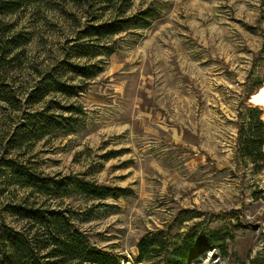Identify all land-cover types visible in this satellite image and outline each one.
Masks as SVG:
<instances>
[{
	"label": "rangeland",
	"instance_id": "374dc122",
	"mask_svg": "<svg viewBox=\"0 0 264 264\" xmlns=\"http://www.w3.org/2000/svg\"><path fill=\"white\" fill-rule=\"evenodd\" d=\"M146 7L148 25L86 41L79 31L111 10L30 0L0 13V213L18 227L5 204L71 211L126 264L149 232L174 242L217 230L223 247L188 264H243L264 251V160L236 155L239 106L264 118V0H131L126 14ZM33 176L47 188L78 178L122 190L45 191Z\"/></svg>",
	"mask_w": 264,
	"mask_h": 264
},
{
	"label": "trees",
	"instance_id": "16d2710c",
	"mask_svg": "<svg viewBox=\"0 0 264 264\" xmlns=\"http://www.w3.org/2000/svg\"><path fill=\"white\" fill-rule=\"evenodd\" d=\"M27 1L30 0H0V13L13 12ZM70 1L84 4L88 8L97 6L101 10L109 9L112 12L109 18L85 25L77 37L78 40L84 39L82 41L110 37L131 27L142 28L148 25L155 11L152 7H146L128 15L126 11L131 5V0ZM5 27L6 23L0 19V29ZM76 47L81 55L89 53V50H84L82 42ZM104 51L110 53L112 49L108 47ZM51 79L46 77L45 82ZM53 84L63 92H72L61 80H54ZM237 116L236 155L260 166L264 160L262 112L257 105L242 103ZM13 173L19 176L24 174L22 167L18 165L13 166ZM34 178L40 189L45 191L75 186L90 196L104 198L107 195L115 196L122 190L120 187H110L78 178L67 179L64 184L57 180L51 188H47V181L38 176L29 179ZM1 211L15 216L21 220V224L18 227L9 225L5 215L0 213V264H126L121 255L92 244L88 235L74 223L71 211L36 206L26 201L7 203L1 207ZM222 239L224 237L220 236L217 230H208L200 234L189 232L180 240L171 242L168 235L159 229L139 238L134 264H188L206 250L222 248L219 242ZM243 264H264V251L257 250Z\"/></svg>",
	"mask_w": 264,
	"mask_h": 264
},
{
	"label": "bare ground",
	"instance_id": "6f19581e",
	"mask_svg": "<svg viewBox=\"0 0 264 264\" xmlns=\"http://www.w3.org/2000/svg\"><path fill=\"white\" fill-rule=\"evenodd\" d=\"M255 100H257L264 106V85L261 87L260 91L255 95Z\"/></svg>",
	"mask_w": 264,
	"mask_h": 264
},
{
	"label": "water",
	"instance_id": "95a60500",
	"mask_svg": "<svg viewBox=\"0 0 264 264\" xmlns=\"http://www.w3.org/2000/svg\"><path fill=\"white\" fill-rule=\"evenodd\" d=\"M249 101L252 102L251 97H249Z\"/></svg>",
	"mask_w": 264,
	"mask_h": 264
}]
</instances>
